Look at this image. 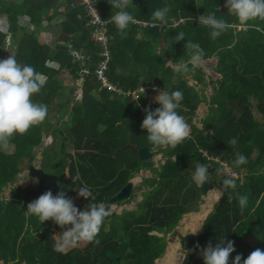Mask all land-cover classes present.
I'll list each match as a JSON object with an SVG mask.
<instances>
[{"label":"trees","instance_id":"trees-1","mask_svg":"<svg viewBox=\"0 0 264 264\" xmlns=\"http://www.w3.org/2000/svg\"><path fill=\"white\" fill-rule=\"evenodd\" d=\"M225 2L133 0L135 7H129L127 11L134 16L135 22L128 26L123 36L113 24L95 21L88 7L89 4L94 7L102 21L109 19L117 9H113L108 0H89V3L84 0H22L10 5L0 4V56L6 59L13 55L18 63L32 66L47 78L41 90L32 96L34 103L47 106L55 96H71L73 88L65 87V79L83 81L82 98L72 104L65 119L68 99L59 101L56 106L59 107L56 124L49 123L47 115L26 134L15 135L7 147H0V264H154L164 245H161L159 235L150 232L159 233L173 225L169 217L173 209L195 208L199 200V188L190 179L195 167L184 168L201 154L198 145L210 154L224 155L232 148L235 154L259 148L261 155L249 167L247 179L248 182L258 180L264 190V173L258 172L261 168L264 171V20L249 21L244 29H237L240 24L228 13ZM165 4L171 5L168 16L177 18L181 15L185 20L176 27L159 31V26L152 21V13ZM59 9L62 19L58 30L52 25L46 34L41 28L28 33L22 32L24 28L17 24V18L24 15L35 28L44 20L54 23ZM209 13L232 25L215 40L210 36L209 27L192 20ZM179 32L184 33V40L174 43L173 37ZM101 36L105 37L104 41ZM52 39L54 44H51ZM187 41L200 45L203 59L215 58L220 77L212 81L215 95L211 103L208 104L203 96L186 97L181 101L177 109L180 115L187 117L197 110L205 112L203 132L195 141L184 139L175 147H166V153L174 154L176 159L168 158L159 172L153 168L151 157L141 160L137 153L143 146L152 155L159 151V147L148 142L147 131L141 128L145 118L142 111L146 107L151 110L160 107L156 101L147 102L151 96L158 95L160 89L168 93L188 91L184 86L186 78L173 69L183 58L189 59V55L185 56ZM105 55L108 56L103 70L105 79L119 86V92L142 84L144 92L139 89L143 94H137L139 101L133 103L128 99H134L132 94L127 96V101L109 99L111 90L102 84L97 74ZM168 61L171 63H166ZM199 71L197 68L196 73ZM199 78L196 82L204 80L201 75ZM225 79H229L230 86ZM146 84L151 87L147 88ZM250 88V95L241 90ZM79 93L77 89L76 94ZM120 93L125 96L126 92ZM252 95L262 121L251 114L248 98ZM139 103L144 105L143 109L139 108ZM237 111L239 116H236ZM238 135L241 138H237ZM232 137L238 141L235 147L228 144ZM40 144L45 150L41 155L43 171L48 169L47 161L66 162L59 174L54 167L50 169L68 189L74 190L70 198L79 210H84L90 202H102L108 207L110 197L128 182L135 170L143 166L153 168L157 175L144 179L150 190L144 192L138 203L141 211L112 213L110 220L105 219L109 220L110 227L106 231L102 225L93 242L56 250L63 230L51 220L41 224L37 217L26 215L30 197L25 195V202L14 195L11 199L2 198L3 185L11 182L14 174L42 153L33 152ZM68 153L78 159L67 158ZM217 167L215 165L214 170ZM77 174L80 180L73 182ZM84 185L91 192L88 199L77 193ZM172 187L175 201L166 199L159 205L165 195H170ZM249 187H255L254 181ZM226 193L204 219L199 234L182 238L184 257L180 264H204L199 249L193 250L194 246L198 243L203 248L211 242L215 247L223 238L225 243L234 241L236 249L229 257V264L237 254L244 259L257 248L264 250V193L260 198L238 191L234 195ZM240 196L247 197L243 208L239 204ZM159 210L163 212L161 221ZM43 236L50 237L45 240Z\"/></svg>","mask_w":264,"mask_h":264},{"label":"clouds","instance_id":"clouds-1","mask_svg":"<svg viewBox=\"0 0 264 264\" xmlns=\"http://www.w3.org/2000/svg\"><path fill=\"white\" fill-rule=\"evenodd\" d=\"M108 2L117 11L109 19L102 21L94 9L96 19L113 24L118 33L123 36L128 26L135 22L134 16L127 11L129 7H135L133 0H108ZM224 7L242 26H248L249 21L256 19L264 20V0H226ZM170 11L171 5L169 4L156 9L152 13V21L155 26L166 25ZM197 19L199 24L211 29L210 36L213 40L232 27L224 19H218L214 13L200 15ZM181 40H184L183 32H179L173 37L174 43ZM189 50L191 51L189 52ZM185 52L188 53L189 59L183 58L173 66L177 73L187 74L201 66L203 50L199 44L187 41ZM166 63H171V61ZM46 79L45 75L37 72L32 66L18 63L13 55H9L6 59H0V147H7L15 135L26 134L31 127L39 125L46 119L47 106L34 103L31 99L41 90ZM139 97L135 100L138 101ZM183 99V93L179 90L171 93L162 90L155 97V101L160 107L155 110H151L150 107L144 109L145 118L141 123V128L147 131V140L150 144L157 147H175L189 136L190 126L185 118L177 112ZM237 143L236 137H232L228 141V144L233 147ZM38 148L39 146H37ZM39 158H41L40 161H32L27 165L26 173L31 164L41 169L42 156ZM245 163H247V158L237 153L234 164L239 167ZM77 180H80L79 174L73 178V182ZM192 180L197 186L203 187L209 180L208 167L203 163H197ZM223 187L225 190L230 187L234 188L235 181L232 178H226L223 180ZM77 193L78 196L85 199L91 195L90 189L86 185L82 186ZM246 203L247 197L240 196L241 208ZM25 213L37 217L41 224L51 220L63 230L61 242L56 245L58 251H63L65 248L79 243L93 242L104 224L105 218L111 214L102 202H90L84 210H79L66 192L60 191L54 196L51 190L28 203ZM202 226L187 234L196 235L201 231ZM195 249H199V255L203 258L204 264H229V257L236 250L234 241L228 240L225 243L224 238L220 239V243L215 247L209 242L206 247L200 248L197 243L193 250ZM232 264H264V250L257 248L244 259H242V255L237 254L232 260Z\"/></svg>","mask_w":264,"mask_h":264},{"label":"crops","instance_id":"crops-1","mask_svg":"<svg viewBox=\"0 0 264 264\" xmlns=\"http://www.w3.org/2000/svg\"><path fill=\"white\" fill-rule=\"evenodd\" d=\"M22 0H0V4L2 3V4H6V5H10V4H13V3H20ZM61 9H59L58 11H57V13L59 14V16L57 17V19L60 21V19H62L61 18ZM50 13H52L51 11H50ZM4 15H5V13H3ZM26 17H27V15H24V16H19L18 18H17V24L19 25V26H21V27H23L24 28V30H22V32L24 31V32H32V31H35L36 29H39V28H41L43 31H44V33L46 34L47 33V30H49L50 29V27L52 26V25H54V23H52V22H47L46 20H44L43 21V23H42V25H40V26H38V27H34V25L33 24H31V22H30V20L28 21V19H26ZM180 17H182V16H180ZM183 18V21L182 22H178V24H173V22H171V21H168L167 22V24L166 25H160L159 26V31H163V30H165V29H167V28H169V27H176L177 25H179V24H181V23H183L184 22V20H185V18L184 17H182ZM175 19H178V18H175ZM192 20H194V19H192ZM55 27H56V25H54ZM241 27V25H238L237 26V29H239ZM54 39H52V41H51V44H54ZM204 60H206V63H205V65H204V68H205V71H204V69H203V66H202V64H201V66L199 67V69L201 70V71H199V72H197L196 73V69L194 70V71H191V73H190V75H188V76H192L191 77V79H186L187 81H189V83L190 84H192V83H196V80L200 77V75L203 77V79L205 80V78H204V74L205 75H208V72H209V70L213 67V66H207L208 65V63H210V61L211 62H214L215 64H216V60H215V58L214 57H210V58H207V59H204ZM203 62V61H202ZM189 67H191V66H189ZM215 68H216V65H215ZM187 74H189V73H187ZM199 75V77L197 78L196 77V75ZM216 74L218 75V77L216 78V79H218L219 77H220V73L218 72V69H216ZM186 78V77H185ZM200 79V78H199ZM203 80V81H204ZM234 80V79H233ZM202 81V82H203ZM213 81V80H212ZM212 81H211V79H210V81L208 82V85H212ZM142 82V81H141ZM202 82H197V83H202ZM82 83H83V81L81 80V79H79L78 80V84H79V87H78V89H79V98L78 97H75V98H73L74 100H77V101H80L81 100V98H82V89H81V86H82ZM110 84L112 85V87H113V89L111 90V92L109 93V99H119L120 101H127V96H129L130 94H131V90H136L138 87H140V86H142V84H138V87L137 88H134V89H131V90H122V91H124V92H126L125 93V96H122V94L120 93V92H122V91H120V92H115L114 91V89L116 88V89H118L117 87H119V86H116L115 84H113V83H111L110 82ZM144 85V84H143ZM212 87V86H211ZM160 91V90H159ZM112 92H115V93H112ZM94 93H96V92H94ZM183 93H186V92H183ZM96 95V94H95ZM118 95H121V96H118ZM136 95V98L137 97H139L137 94H135ZM97 96V95H96ZM70 97V96H69ZM136 98H134V99H132V98H130V97H128V99H131L132 101H133V103H135V102H137V100H135ZM250 100H252L253 101V105H254V108L252 107V103H251V114L253 115V117L255 118V119H257V120H259L260 119V110H259V108H258V105H257V101L255 100V97L252 95L251 97H250ZM77 101H74V102H72V103H68V104H70V108H71V106H72V104H74L75 102H77ZM139 101V100H138ZM251 102V101H250ZM133 105V104H132ZM66 108L68 109L69 107L66 105ZM69 111H70V109H69ZM200 112H202L203 113V116L201 117V116H199V113ZM238 112V111H237ZM258 115V116H257ZM184 118H185V121H187L188 122V124H189V126H190V134H189V136L187 137V138H185V139H193L194 141H195V138L196 137H198V136H200L201 135V132H203V124H202V119L204 118V116H205V112L204 111H201V110H197L194 114H191V115H187V117L185 116V115H182ZM257 116V117H256ZM260 121H262V119H260ZM196 123H198V124H200V127H197V125H196ZM249 124V123H248ZM98 128H99V126H98ZM237 138H241V135H238L237 136ZM199 146V149H198V151L199 152H201V154L199 155V156H197V157H195L194 158V160L193 161H191V162H188L185 166H184V168H188V167H190L191 169H193L195 166H196V164L197 163H203L204 165H206L207 167H208V172H209V180H208V182H206L207 184H209V188H208V190L206 191V192H204V193H201V190H202V187H199L198 186V188H199V200H198V202H197V205L195 206V208H190V209H179V208H175V209H173L171 212H170V215H169V217H170V219H172V221L174 222V224L173 225H171V226H169V227H167V228H165V229H163V230H159V237L162 239V242H163V244H161V245H164V249H163V255L164 256H166L167 255V253H168V249H169V246L171 245V244H175V243H178V245H179V247H178V249L175 251V255L176 254H183V249H182V238L183 237H186V236H196V235H198L199 234V232L196 234V235H192V234H187L188 232H183L182 231V228L184 227L183 226V222H184V220L186 219V216L189 214V213H198L199 211H201V209H202V206L207 202V199H206V196H208V194L210 193V192H212V190H217L218 189V191L220 190V184H222V181L224 180V179H226V178H232V179H234V178H236L237 176H240L241 174H242V172H243V170H246V172H248L249 171V167H251L252 165H254L255 163H256V161H257V159H258V157H259V155H261V152H260V149L259 148H256V149H254L253 151H250V152H244V153H242V155L243 156H245L246 158H247V163H245V164H243V165H240L239 167H237L235 164H234V161H235V159H236V156H237V154H235V153H233V148H232V150L228 153V155H224V154H210V153H208L205 149H203V148H201L202 146H200V145H198ZM138 151V150H137ZM41 155L45 152V150H44V147L41 149ZM138 153V152H137ZM231 153H233V154H231ZM231 154V155H230ZM74 157L73 158H76V155H73ZM153 156V155H152ZM151 156V157H152ZM66 157H67V155H66ZM168 158L169 159H171L172 161H175V159H176V157H175V155L174 154H167L166 153V147H159V166L158 167H156V166H154V163H153V161H152V159H151V161H152V163H153V168H155V169H159V172L161 171V169H163V167L166 165V161L168 160ZM77 159H78V156H77ZM146 160V159H145ZM34 161V160H33ZM215 165H218V167H217V169L216 170H214V166ZM223 166H225V167H229L230 168V175L229 174H227V173H223V169H222V167ZM26 168V167H25ZM25 168L24 169H21L20 171H18L16 174H14V176L12 177V180H11V182L9 181V182H7V183H5L3 186H5V185H11V183L13 182V180H14V178H15V176L16 175H18V174H21V176L23 177V178H20V179H18V181L17 182H14V184H12V191L10 192V193H8V194H10L11 196L13 195L12 193H13V191L15 190V189H17V188H24V187H28V185H30L29 184V180H30V176L29 175H27V173H26V170H25ZM153 168H151V167H149V166H143V167H141V168H139V169H137V170H135L134 172H133V174L135 173V172H137V173H140L141 172V170L142 169H145V170H148V169H150L151 170V172H153L154 174L153 175H150V176H144V178H143V181H144V179L145 178H148V177H151V176H156L157 174H156V171L155 170H153ZM220 172V173H219ZM192 175H193V173L190 175V179L192 180ZM138 176L139 175H137V178L135 179L136 181L138 180ZM140 177V176H139ZM133 178V175H132V177L128 180V182H131L132 183V188H131V192H130V194H129V196L127 197V198H124V199H122V200H120V201H123V200H126V199H128L129 197H130V195L131 194H133V191H134V180L132 179ZM23 180V182L25 183V184H22L20 181H22ZM133 180V181H132ZM193 181V180H192ZM194 182V181H193ZM195 183V182H194ZM124 186V185H123ZM122 186V187H123ZM149 190H150V187L148 188ZM148 189H146V190H148ZM120 190V189H119ZM118 190V191H119ZM146 190H144L143 191V193L142 194H139L140 195V197H141V200H142V198H143V194H144V192L146 191ZM2 191H3V187H2ZM117 191V192H118ZM116 192V193H117ZM115 193V194H116ZM114 194V195H115ZM221 194H222V191L219 193V195H218V197H217V199L215 200V201H217L219 198H220V196H221ZM26 195V194H25ZM174 194H173V187L171 188V190H170V195H165L160 201H159V205H161V203L164 201V200H166V199H169L170 201H175L174 200ZM27 197V196H26ZM112 197V196H111ZM110 197V198H111ZM141 200H139V201H137L136 202V208L133 210V209H127V210H124L123 211V208L122 207H119V209H115V211L116 212H111V214L112 213H116V214H122L123 212H125V211H135V212H140L141 211V209H139V202L141 201ZM215 201H213L212 202V204H211V208H210V210L207 212V214L202 218V220H201V222H200V224H199V226L196 228V229H199L200 227H201V225H203V222H204V219L207 217V215H209L211 212H212V210H213V208H214V204H215ZM115 202H119V201H114V202H112L111 200H110V203H109V205L111 206V208L112 209H114L112 206H117L118 204H116ZM180 204V203H179ZM108 205V209L110 208V206ZM172 205L174 206V202H172ZM117 212H119V213H117ZM111 214L108 216V217H106V218H108L109 220L111 219L110 218V216H111ZM105 218V219H106ZM162 218H163V212L162 211H160L159 210V220L161 221L162 220ZM109 220H105L104 221V224H103V226H104V228H105V226H106V224H107V230H108V227H110V222H109ZM153 232H155V231H153ZM168 233H175V234H178V235H175L173 238L171 237V239H169V240H166L165 239V234H168ZM157 234V233H156ZM187 234V235H186ZM183 257H184V254H183ZM155 264V263H154ZM177 264H179V260H178V263Z\"/></svg>","mask_w":264,"mask_h":264},{"label":"rangeland","instance_id":"rangeland-1","mask_svg":"<svg viewBox=\"0 0 264 264\" xmlns=\"http://www.w3.org/2000/svg\"><path fill=\"white\" fill-rule=\"evenodd\" d=\"M181 15H179L178 17H180ZM177 17V18H178ZM175 17H170V16H168L167 17V21H172L173 19H174ZM4 19V18H3ZM54 20H56V22H54V25H56V27L54 26V28H55V30H58L59 29V20L57 19V17L54 19ZM194 20H196V21H198V19H197V17L194 19ZM236 26V25H235ZM241 28H245V26H241L239 29H241ZM139 36L141 35V33H139L138 34ZM50 36V35H49ZM8 46H9V44H8ZM158 48H157V51L159 50V46H157ZM6 50H8V49H6ZM0 59H2V57L0 56ZM202 66H203V69H204V71H205V68H204V65H205V63H206V60H204V59H202ZM215 63L214 62H211L210 61V63H208V65L207 66H213L210 70H209V72H208V75H205L204 74V78H205V80L202 82V83H192V84H190L189 83V81H187L186 79H191V77L192 76H188V75H190V73L191 72H189V74H181V76H183V77H186V79L184 80V86H186L187 88H188V91L186 92V93H184L183 94V96H184V98H186V97H191V98H201L202 96L207 100V102H208V104L209 103H211L210 102V100H211V98L215 95V90L213 89V84L211 85H208V82L210 81V79H211V81L212 80H217L216 78L218 77V75L216 74V69H217V67L215 68ZM222 80V79H221ZM226 80V82L228 83V85L230 86L231 84H230V81H229V79H225ZM177 81V78H175L174 79V83ZM63 83H64V85H65V87H72L73 88V93H72V95L70 96V97H68L67 95H66V97H61V96H55L54 98H53V100L51 101V103H50V105H48L47 104V108H48V115H49V117H48V122L49 123H51V124H56L57 123V118H55V117H57L58 116V108L59 107H56L57 105H58V103H59V101H67V99H68V103H72V102H74V101H77V100H74L73 98H75V97H78L79 98V95L78 94H76L77 93V89H78V87H77V84H78V80H71V79H65L64 81H63ZM147 88L148 87H151V85L150 84H146L145 85ZM212 86V87H211ZM242 86V85H241ZM141 88H143L142 86H140V87H138L136 90H131L130 92H131V94L134 96V98H136V95L135 94H138V93H140V96L141 95H143L142 94V92H140L139 91V89H141ZM197 89H200V90H197ZM109 90H112V89H109ZM241 90H243V91H245V93H246V95H250L251 94V92H252V89L250 88V89H247V90H245V89H241ZM114 91L115 92H119L118 91V89H114ZM160 91H162V89H160ZM164 91V90H163ZM75 93V94H74ZM157 96V94L155 95V96H151V98H149L148 100H147V102L150 104V103H152V101H155V97ZM221 96V95H220ZM248 100L249 101H251V103H252V107L254 108V105H253V101L252 100H250V97L248 98ZM139 105H141L140 103H139ZM138 105V106H139ZM67 106L69 107L68 109H65L64 111H65V113H64V119H65V117H67L68 115H69V109H70V104H67ZM142 107L144 106V105H141ZM132 107L134 108L135 107V105L133 104L132 105ZM65 108H66V106H65ZM141 109H143V108H141ZM184 109V108H183ZM142 113H144L145 114V111L143 110L142 111ZM195 113V112H194ZM193 113V114H194ZM240 115V112H236V116H239ZM199 116H203V113L202 112H200L199 113ZM258 116V115H257ZM256 116V117H257ZM187 122V121H186ZM188 123V122H187ZM196 125H197V127H200V124H198V123H196ZM47 137H48V135H47ZM51 137V136H50ZM56 138H57V136H55ZM52 138V137H51ZM43 141H44V139H42ZM44 147V145H42V144H40L39 145V148L37 149V151H40L42 148ZM257 148V147H256ZM255 148V149H256ZM153 149H155V147H153ZM254 150V149H253ZM252 150V151H253ZM23 158H25V157H23ZM38 158V160L40 161L41 160V158H39V157H37ZM151 159H152V161H153V163H154V166H156V167H158L159 166V151H157L152 157H151ZM32 162V161H31ZM181 165H183V163L181 162L180 163ZM66 165V162L64 161V160H62V162H59L58 164H56L55 163V160H51L48 164H47V166H48V168H53L54 167V171L55 172H57V174H59V173H61L62 171V169L64 168V166ZM26 167H27V165H26ZM25 168V167H24ZM23 168V169H24ZM222 169H223V173H227V174H229L230 175V168L229 167H225V166H223L222 167ZM61 171V172H60ZM258 172H262V173H264V171L262 170V168L258 171ZM220 173V172H219ZM154 173L153 172H151V170L150 169H148V170H145V169H142L141 170V172L140 173H137V172H135L134 174H133V180H134V191H133V194H132V196H130L128 199H126V200H123V201H119V202H117L116 204H118L117 206H112L114 209H112L111 208V206H110V208H109V211H110V213L111 212H116L115 211V209H119V207H122L123 208V211L124 210H127V209H135L136 208V202L137 201H139V200H141V197H140V195L139 194H142L143 193V191L144 190H146V189H148L149 187L148 186H146V184L144 183V181H143V178H144V176H150V175H153ZM137 175H139L138 176V180L136 181L135 179L137 178ZM61 176V175H60ZM247 176H249V171L248 172H246V170H243V172H242V174L240 175V176H237L236 178H234L233 180L235 181V187L233 188V187H230V188H228L227 190H225L224 189V187L223 186H221L220 187V190L218 191V189L217 190H212V192H215L216 194H218L219 195V193L222 191V194H221V196L224 194V192L226 191L227 193L226 194H228V195H234V193H235V191H238L240 194H243V195H251V196H253V197H257V198H260L261 196H262V194L264 193V190H262L261 188H262V186H261V182H259L258 180H256V179H253V180H250L249 182H248V179H247ZM20 178H23L22 176H21V174H18V175H16L15 176V178H14V180H13V182L11 183V185H5V186H3V191H2V198H4V199H11L12 198V196L10 195V194H8V193H10L13 189H12V184H14V182H17L18 181V179H20ZM132 180V181H133ZM254 181V184H255V187L253 188V189H251L250 187H249V185L251 184V182H253ZM22 184H25L24 182H23V180L22 181H20ZM36 184V181L35 180H32V182H31V184ZM247 184V185H246ZM30 186H28L27 188L26 187H24V188H17V189H15L14 191H13V195L14 196H16V197H18L19 198V200H21L22 202H25L26 201V198H24V196H25V194H26V192H27V189L29 188ZM26 188V189H25ZM75 190H77L78 191V189H77V187H75ZM260 191V192H259ZM257 192H259V194H258V196H256V193ZM227 195V196H228ZM220 196V197H221ZM236 196H238V195H236ZM36 198H38V197H36V196H31L30 197V201H33V200H35ZM219 200V199H218ZM218 200L217 201H215V203L216 202H218ZM76 207H77V205H76ZM27 209V208H26ZM117 213H119V212H117ZM192 214H194V213H189L188 215V217H187V221L188 220H192ZM186 221V222H187ZM185 222V223H186ZM184 223V224H185ZM183 224V225H184ZM53 230V229H52ZM104 230H106L107 231V224H106V226H105V228H104ZM150 233H153V234H156L157 232H150ZM156 235H159V233H157ZM175 235H178V234H175V233H168V234H165V239L166 240H169V239H171V237L173 238ZM44 238H45V240H46V238H49L50 236H43ZM182 254V253H181ZM179 257H180V254H179ZM116 258H118V257H116ZM165 259V256L163 255V253H161L160 255H159V258H157V259H155L154 261V263L155 264H157V263H161L163 260ZM116 264H118V262L116 263Z\"/></svg>","mask_w":264,"mask_h":264},{"label":"water","instance_id":"water-1","mask_svg":"<svg viewBox=\"0 0 264 264\" xmlns=\"http://www.w3.org/2000/svg\"><path fill=\"white\" fill-rule=\"evenodd\" d=\"M191 50H189L190 52ZM188 53H185V56H187ZM33 152H37V147L33 150ZM41 152V151H38ZM138 156L141 160H145L148 159L149 157L152 156V153L148 150L147 147L143 146L141 148L138 149ZM39 157H41V153H38ZM73 154L68 153L67 154V158H73ZM77 159V156H76ZM38 159L36 158L34 161H37ZM27 174L30 177H34L35 181H36V186L32 187L31 189H29L26 192V196L27 197H31V196H39L40 194L51 190L53 195L55 196L58 192L60 191H64L66 192L67 196L70 197L74 190L73 189H65L62 186H59V184L57 183V178L58 176L55 175L54 173H47V172H43L40 168L35 167L34 165H29V169L27 170ZM131 188H132V183L131 182H127L123 187L120 188V190L113 195L110 200L112 202L114 201H120L124 198H127L131 192ZM209 188V184L205 183L204 186L202 187L201 193H204L208 190ZM183 259V254H180L179 257V264L181 263Z\"/></svg>","mask_w":264,"mask_h":264},{"label":"bare ground","instance_id":"bare-ground-1","mask_svg":"<svg viewBox=\"0 0 264 264\" xmlns=\"http://www.w3.org/2000/svg\"><path fill=\"white\" fill-rule=\"evenodd\" d=\"M217 197H218V194H216L215 192H210L208 196H206L207 202L202 206L201 211H199L198 213L192 214V217H193L192 220L187 221V217L189 215L186 216V219L184 220L183 223H185L186 221L187 222L183 225L184 227L182 228V231L189 232L191 230H196L202 218L210 210L212 202L215 201ZM178 247H179L178 243L171 244L169 246L168 253L165 256V259L161 263H157V264H177L179 260V254L175 255V251L178 249Z\"/></svg>","mask_w":264,"mask_h":264},{"label":"built area","instance_id":"built-area-1","mask_svg":"<svg viewBox=\"0 0 264 264\" xmlns=\"http://www.w3.org/2000/svg\"><path fill=\"white\" fill-rule=\"evenodd\" d=\"M84 1H86L87 3H89V0H84ZM88 7L90 8V10H91V13H92V16H93V18H94V20L95 21H98L97 19H96V12H95V8L94 7H92L90 4L88 5ZM183 21V18L182 17H178V19H173L171 22H173V24H178V22H182ZM101 22V21H100ZM100 39L101 40H105V37H103V36H101L100 37ZM104 54H106V52H104ZM106 56V58H105V60L103 61V62H101V65H100V68L97 70V74H98V76L101 78V81H102V84L104 85V86H106L108 89H113V87H112V85L110 84V82L107 80V79H105V77H104V75H103V70H104V68H105V62H106V60H107V58H108V56L107 55H105ZM140 109L141 108H143L142 106H140L139 107Z\"/></svg>","mask_w":264,"mask_h":264},{"label":"flooded vegetation","instance_id":"flooded-vegetation-1","mask_svg":"<svg viewBox=\"0 0 264 264\" xmlns=\"http://www.w3.org/2000/svg\"><path fill=\"white\" fill-rule=\"evenodd\" d=\"M42 160H43V156H42ZM47 162H50V161H47ZM49 169H50V168H48L47 170H44V172H47V173L49 172V173L52 174L53 172H52L51 170H53V169H50V170H49ZM54 174H55V172H54ZM63 174H64V173H63ZM55 175H57V174H55ZM61 176H63V175H61ZM32 180H35V178L30 177L29 184L32 182ZM57 183L59 184V186H62L63 188H65V189L68 190V188H67V187H66L61 181L58 180V178H57ZM28 186H30L29 189H31L32 187H35L36 184H33V183H32V184H30V185H28ZM29 189H28V190H29Z\"/></svg>","mask_w":264,"mask_h":264}]
</instances>
